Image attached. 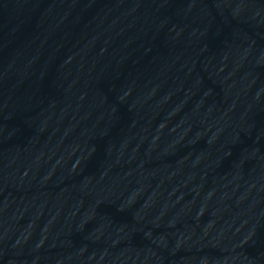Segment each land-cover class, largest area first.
I'll return each mask as SVG.
<instances>
[{
  "label": "water",
  "instance_id": "water-1",
  "mask_svg": "<svg viewBox=\"0 0 264 264\" xmlns=\"http://www.w3.org/2000/svg\"><path fill=\"white\" fill-rule=\"evenodd\" d=\"M233 159L264 203V0H150Z\"/></svg>",
  "mask_w": 264,
  "mask_h": 264
}]
</instances>
